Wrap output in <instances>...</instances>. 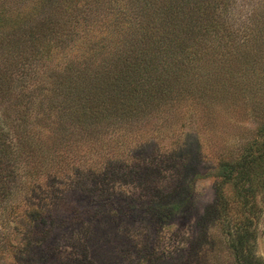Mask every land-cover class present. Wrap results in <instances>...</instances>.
Wrapping results in <instances>:
<instances>
[{
  "label": "trees",
  "instance_id": "16d2710c",
  "mask_svg": "<svg viewBox=\"0 0 264 264\" xmlns=\"http://www.w3.org/2000/svg\"><path fill=\"white\" fill-rule=\"evenodd\" d=\"M235 1L61 0L57 11L55 8L54 13L30 27L28 46L34 50L30 58L22 60V67L32 59L50 55L60 43L64 44V52L67 47L77 49V40L68 46L79 32L76 26L81 21L87 27L79 52L76 50V55H68L71 58L65 59L60 69L48 74L45 80L39 75L29 88L26 81L30 73L21 71L22 90L18 96L25 106L32 104L27 116L21 117L24 125L10 123V132L0 120V200L12 194V181L19 170L34 180V189L43 178L51 185L44 197L36 196L32 201L29 198L28 217L33 239H47L61 224L62 216L57 220L56 211L66 204L72 175L77 174L73 170H78L80 165L83 167L84 163V159L70 155L68 168L56 159L57 153L51 158L48 152L44 155V138L47 136L50 146L56 143L59 147L65 134L57 136L54 143V135L40 129L46 131L47 126L54 128L65 120L79 133L70 139V144L76 140L82 145L80 151L86 142L90 143L98 135L124 133L137 122L139 139L158 137L156 133L167 126V117L163 116L162 121L150 120L165 112L170 103L181 100L185 106L188 104L187 110H183L184 113L188 111V115L193 112L191 103L205 108L203 120L196 121L199 150L205 132L217 131L218 137L224 135L219 140L220 147L217 146L216 153L210 156L215 160L217 172L214 199L201 219L206 234L208 232L207 241L219 245V249V243H224L221 248L231 255L233 264H264L255 249L256 225L264 212V120L247 134L227 133L214 122L217 119L215 102H222L226 112L230 110L231 113L243 104L247 117L257 116L264 110L259 109L264 107L261 104L264 101V0L251 7L244 2L237 6ZM238 7L246 10L238 12ZM11 29L12 34L21 28ZM26 31L22 29L23 33ZM9 34L0 33V53L12 54L20 45L18 41H11ZM11 54L3 59L5 66L0 60V94L3 97L9 95L10 80L15 78L7 66L13 61L17 64ZM255 71L257 86L249 88V74ZM238 72L241 84L236 78ZM33 99L35 104L31 102ZM32 117L36 118L37 123H32L36 129L28 121ZM41 119H45L44 127L38 126ZM152 169H147L146 178L153 177ZM171 176L172 180L176 178ZM57 177L62 182L55 181ZM94 188V200L85 203L87 210L90 205L109 198L104 184ZM151 195L155 201V197L165 198L170 192L161 188ZM166 206H147L149 221L161 225L168 220L175 210ZM85 219L81 220L85 222ZM213 228L220 229L223 237L218 238V234L213 237L212 232L209 233ZM201 243L204 245L203 241ZM197 245L203 250L200 243ZM198 247L193 245L194 253L192 250L190 253L197 256ZM153 252L154 247L143 244L138 248V256L144 258L138 260L148 261ZM199 257L204 259V256ZM82 259L75 264L88 263L85 257ZM195 263L189 260L180 264Z\"/></svg>",
  "mask_w": 264,
  "mask_h": 264
},
{
  "label": "rangeland",
  "instance_id": "374dc122",
  "mask_svg": "<svg viewBox=\"0 0 264 264\" xmlns=\"http://www.w3.org/2000/svg\"><path fill=\"white\" fill-rule=\"evenodd\" d=\"M258 1L237 0L235 4L239 6L238 4L244 2L247 3V7H251L257 6ZM59 5L61 0H0V33L7 32L8 35L12 31L11 28H21L9 34L11 41L15 43L18 41L20 44L16 51L12 54L6 51L0 53L3 66H5L3 61L9 53L17 60V64L13 61L7 65L10 73L13 72L15 76L9 83L10 93L5 97L0 94V120H3L10 132L12 130L10 123L15 125L19 122L24 125L22 121L24 118L21 117L27 116L26 112L32 105L29 103L28 107L25 106L18 96L22 90V85L19 84L21 71H29L26 86L32 88L34 79L40 75L41 80H45L48 74L60 69L65 59L71 58L68 55H76V50L79 52L82 45V37L87 27L79 21L76 26L79 31L75 35L77 38L74 36L68 45L71 46L77 40V49L67 47L68 51L66 49L64 52V44L60 43L50 55H45L43 59H32L30 64L22 67V60L30 58L34 50L28 46L30 27L46 18L48 14L54 13L55 8L57 11ZM239 10L244 13L246 9L239 8L238 12ZM78 18L81 19L79 15ZM22 29L27 31L23 33ZM22 44L23 49H20ZM73 58L75 59V56ZM237 75L236 78L241 84L240 72ZM249 77L251 80L249 88L257 86L256 71L249 74ZM190 99L196 100L192 97ZM31 102L36 103L35 99ZM183 102L180 100L177 103H170L168 109L157 116L160 118L154 116L150 120L162 121L167 117L166 128L162 127L155 135L158 137L153 138L142 136L139 139L137 122L131 124L130 130L124 133L95 136L96 139L93 138L90 143L86 142L80 151L82 145L77 144L76 140L70 144V139H74L77 132L65 120H63L65 123L62 121V124H56L54 128L47 126L49 131L40 129L44 133L53 134L54 143L57 136L65 134L59 147L56 143L55 146H50L46 136L43 141L44 155L48 152V158H51V155L57 153L56 159L61 160V165L68 168L70 155L75 158L78 156L84 159L83 167L80 165L78 170H73L77 174L72 175L73 183L69 186L66 204L56 211L57 220L58 216H62L61 224L55 227L45 240L32 238L28 212L30 201L36 196L44 197L46 192L48 194L50 182L43 178V182L39 184L41 187L38 185L34 189L32 186L34 180L26 176L22 170L18 171V176L12 181V194L0 200V264H75L82 261L83 257L88 260L87 264H180L189 260L192 263L196 262L195 264H233L231 255L227 254L225 248L224 251L222 249L224 243H219L222 247L219 249V245L207 241L208 232L206 234L201 220L204 211L214 199V175L217 169L215 160L210 156L216 153L217 146L220 147L221 144L219 140L224 135L218 137L217 131L205 132L206 136L203 142L201 141L199 150L196 121L203 120L202 111L205 108L189 100L193 112L188 115V111L183 112L187 110L188 104L185 106ZM261 104L264 106V101ZM176 105H180V108ZM213 108L217 112V119L214 121L216 127L222 126L227 133L235 134L237 131L239 134L250 133L249 131H253L264 120V110L258 112L260 114L257 116L247 117L243 104L237 106L234 113L230 110L226 112L222 102H215ZM44 120H39L38 126L44 127ZM28 121L31 124L37 123L34 117ZM33 125L35 124H32V127ZM149 167L153 168V177L146 178L144 174ZM160 168H164L165 171ZM61 170L58 171L60 174ZM171 175H175L176 178L172 180ZM65 177H68V170ZM58 180L62 182L57 177L55 181ZM103 184L107 188L109 198L107 197L106 201L101 199L102 202L90 205V209L87 210L85 203L93 199L94 187ZM161 188L170 192V195L165 198L155 197L153 201L151 193ZM154 203L157 206L167 205L166 207L175 210L161 225L148 219L147 206L155 205ZM139 216H143V219ZM81 219L87 221L83 222ZM256 227L255 249L257 255L264 260V212ZM211 232L213 237L217 234L218 238L223 237L220 229L213 228V231H209ZM202 241L204 245H201ZM198 243L203 250L198 247ZM143 244L154 247V255L148 261L138 260L144 258L138 256V248ZM193 245L198 247L197 256L192 255ZM202 252L206 254L202 255ZM199 255L204 256V259L202 260ZM83 263L86 264L85 261Z\"/></svg>",
  "mask_w": 264,
  "mask_h": 264
}]
</instances>
